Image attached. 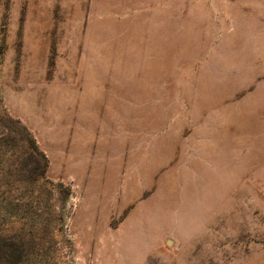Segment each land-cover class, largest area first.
I'll use <instances>...</instances> for the list:
<instances>
[{"label":"rangeland","instance_id":"1","mask_svg":"<svg viewBox=\"0 0 264 264\" xmlns=\"http://www.w3.org/2000/svg\"><path fill=\"white\" fill-rule=\"evenodd\" d=\"M29 132L8 229L56 264H264V0H0V136Z\"/></svg>","mask_w":264,"mask_h":264},{"label":"trees","instance_id":"2","mask_svg":"<svg viewBox=\"0 0 264 264\" xmlns=\"http://www.w3.org/2000/svg\"><path fill=\"white\" fill-rule=\"evenodd\" d=\"M19 154L23 157L17 160ZM24 156H32L36 162L34 165L39 180H45L48 161L30 132L21 140L0 136V264H47L48 261H53V256L49 257L45 253L44 240L40 239L39 224L34 225L31 235L27 234L24 228L20 229L19 234H14L8 229V224L14 219H25L23 213L28 207L24 197L25 189L23 185H19L27 172L23 168ZM37 185L40 188L42 186ZM37 201V206L34 203L33 207L39 219L43 216L40 214L43 207L42 201ZM54 210L56 212V209ZM52 221L59 226L63 220L54 217ZM53 264L56 263L53 261Z\"/></svg>","mask_w":264,"mask_h":264}]
</instances>
